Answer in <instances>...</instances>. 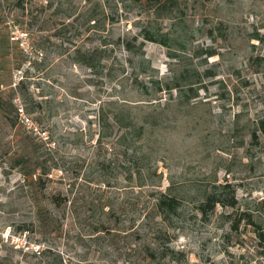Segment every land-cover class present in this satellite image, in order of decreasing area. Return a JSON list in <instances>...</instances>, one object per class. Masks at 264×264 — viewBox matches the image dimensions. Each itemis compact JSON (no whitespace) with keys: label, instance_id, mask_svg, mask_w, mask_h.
<instances>
[{"label":"rangeland","instance_id":"rangeland-1","mask_svg":"<svg viewBox=\"0 0 264 264\" xmlns=\"http://www.w3.org/2000/svg\"><path fill=\"white\" fill-rule=\"evenodd\" d=\"M151 4L0 0V100L16 122L0 111V264H141L151 190L181 199L169 232L183 255L166 264H264L256 227L241 218L231 228L250 216L264 231V0ZM103 40L93 69L76 61V47ZM120 104L144 124L127 151L112 138L95 144L99 108ZM22 131L41 137L47 164L57 160L47 177L11 166ZM136 165L149 186L138 185ZM223 183L236 204L202 213L198 200ZM52 194L72 204L57 208Z\"/></svg>","mask_w":264,"mask_h":264},{"label":"trees","instance_id":"trees-1","mask_svg":"<svg viewBox=\"0 0 264 264\" xmlns=\"http://www.w3.org/2000/svg\"><path fill=\"white\" fill-rule=\"evenodd\" d=\"M165 0H146V2L152 3L151 5L159 6L161 8L164 5ZM158 8V9H159ZM91 28L93 33L98 30V22L91 17ZM143 31V37L150 41H156L153 36V33L145 28ZM257 39L261 37L258 34L254 36ZM106 43L101 42L97 46L92 48H87L85 51L80 52V48L76 47V52L80 55L81 58H76V61L86 65L90 69H93L95 66L96 54H103L106 52ZM126 48H129V45L125 44ZM213 52H209L208 55H212ZM174 57V56H172ZM21 81L19 80L18 83ZM184 85H188V91H193V86L191 84H164L166 89L170 90L176 88L179 93L183 91ZM157 90H161L160 84L156 86ZM196 95V90L193 92L191 97ZM115 101L109 102L108 104H114ZM123 103V102H121ZM10 110H14L16 114L17 106H13L12 101L9 102ZM21 109V108H19ZM7 106L5 102L0 100V111L2 119L5 120L10 126H15L16 122L9 119V112H6ZM22 110V109H21ZM127 110V111H126ZM97 124L98 130L96 132V142L95 144L101 146L104 144V140L112 138L111 143L123 147L124 149L129 150L134 148V144L141 140L144 136V124L137 125L136 118L126 109L123 104L118 105L116 108L107 110L102 106L99 108L97 113ZM258 129L261 132L264 138V117L258 120ZM20 138V143L18 148L15 151V155L12 157L13 162L12 167H19L24 178L32 177L36 175L38 179H41L42 176L47 177L52 168L57 167V160H53L52 164H47L45 153L40 150L39 145L43 143L41 137L38 135H33L32 132L22 131ZM254 137V136H253ZM106 142V141H105ZM110 149V147H109ZM135 172L139 179V186H149V183L145 181L143 168L141 165L134 166ZM127 175L131 176L132 171L130 167H125L124 170ZM141 181V182H140ZM105 183L108 185V180L105 179ZM149 195L151 198L147 200L148 204L143 206L140 210V221L139 227L142 230L144 226H148L145 234L148 237V242L144 245L145 256L144 262L141 264H166L167 261L175 260L180 261L183 254L180 252H174L171 248V242L173 241L172 234L169 232V229L172 227L173 222L179 216L181 199L170 193L169 191L162 190H151ZM50 202L57 208L61 206L65 207L67 204L70 206L72 204V199L68 198L66 195L52 194L50 196ZM216 204L222 206L233 207L236 204L234 188L230 183L218 184L213 186L210 190H207L202 195V198L197 202V208L205 213L208 210L215 207ZM245 218L246 221L252 224L257 232L259 238L264 242V231L260 229V223L255 221L250 216H242L231 222V228H236L239 219ZM152 223L149 225V223ZM141 236L142 234H138ZM141 238V237H140Z\"/></svg>","mask_w":264,"mask_h":264},{"label":"built area","instance_id":"built-area-1","mask_svg":"<svg viewBox=\"0 0 264 264\" xmlns=\"http://www.w3.org/2000/svg\"><path fill=\"white\" fill-rule=\"evenodd\" d=\"M19 113H20V115H21L20 120H21L24 124L28 125V124L30 123V118H29L28 116L23 115L21 109H19Z\"/></svg>","mask_w":264,"mask_h":264}]
</instances>
